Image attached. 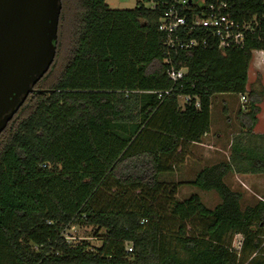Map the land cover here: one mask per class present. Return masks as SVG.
<instances>
[{"label":"trees","instance_id":"trees-1","mask_svg":"<svg viewBox=\"0 0 264 264\" xmlns=\"http://www.w3.org/2000/svg\"><path fill=\"white\" fill-rule=\"evenodd\" d=\"M151 1L160 0L131 9L77 0L63 69L50 77L57 38L51 67L0 132V264H264V200L243 209L224 181L264 174V133L252 131L260 75L246 89L252 52L264 50V1L233 0L237 19L256 14L260 22L242 47L220 50L208 38L176 51L165 46ZM64 12L62 5L58 31ZM165 58L186 67L178 84ZM218 93L249 97L227 160L188 181L160 180L209 131ZM182 95L190 99L180 105ZM181 185L213 191L220 202L208 208L196 193L179 200ZM71 224L96 227L102 244L69 242Z\"/></svg>","mask_w":264,"mask_h":264},{"label":"water","instance_id":"water-1","mask_svg":"<svg viewBox=\"0 0 264 264\" xmlns=\"http://www.w3.org/2000/svg\"><path fill=\"white\" fill-rule=\"evenodd\" d=\"M62 0H0V132L56 54Z\"/></svg>","mask_w":264,"mask_h":264},{"label":"rangeland","instance_id":"rangeland-1","mask_svg":"<svg viewBox=\"0 0 264 264\" xmlns=\"http://www.w3.org/2000/svg\"><path fill=\"white\" fill-rule=\"evenodd\" d=\"M77 0H63L62 5L65 8V17L61 22L60 31H58V40H59V58L54 67L53 73L50 77H54L55 73H59L61 69H63L67 57L69 55V49L72 47L71 42V14L74 10V6ZM139 1L141 0H105L106 4L111 9H131L133 8ZM259 76V75H258ZM49 77V78H50ZM257 78V76H256ZM255 75L253 77V65L250 68L249 72V80L251 81V86L253 87L255 84ZM255 79V80H254ZM254 80V81H253ZM261 81V77H260ZM262 82V81H261ZM263 84V82H262ZM45 85V84H44ZM250 86V87H251ZM238 96L230 95L228 105H219V99L213 97L212 105H211V116H210V128L214 129L218 126L224 127L228 123V119L231 122L232 126V135H226L223 140L217 141V143L225 150L226 145H229L232 137L238 133L241 129L240 122L233 112L238 108ZM183 98H179L180 105L183 104ZM226 106V107H225ZM225 109L227 114L225 113ZM238 115V114H237ZM230 124V123H228ZM263 122L259 124L260 131H264ZM228 127V126H227ZM220 156L225 155L222 152H219ZM229 154V152H228ZM227 160V159H226ZM207 160H196L193 157L192 151H188V156H185L183 162L179 164L176 169L171 173H164L159 176L160 180H163L167 183H178L183 181H188L194 178L193 170L195 168L199 169L201 165H203ZM199 171V170H198ZM197 171V172H198ZM196 172V173H197ZM195 173V174H196ZM230 174V173H229ZM253 177V176H251ZM250 177V178H251ZM257 178V177H256ZM259 179H244L237 178L231 179V176H227L224 178L225 183L235 191H238L241 194V207L244 209L248 205H254L258 200H264V175L258 176ZM182 180V181H178ZM232 189V190H233ZM196 193L200 196L201 201L208 208H213L218 202H220V197L213 191H203L194 186L181 185L178 188V192L176 194V198L182 200L189 195ZM261 197V199L259 198ZM102 232H98L96 227L91 225H83V224H71L64 230V237L71 243H77L81 240H85L89 244L90 249H94L99 247L102 244ZM242 237L241 235H235L233 237L232 246L235 249H239L241 245Z\"/></svg>","mask_w":264,"mask_h":264},{"label":"built area","instance_id":"built-area-1","mask_svg":"<svg viewBox=\"0 0 264 264\" xmlns=\"http://www.w3.org/2000/svg\"><path fill=\"white\" fill-rule=\"evenodd\" d=\"M146 6L151 9L160 8L157 28L166 36L165 46L175 51L205 46L208 38L216 41L220 50L242 47L246 32L260 28L256 14L243 19H237L233 15V0H160L151 1ZM164 62L171 65L166 71L169 80L173 84H178L187 72L186 67L175 68L170 58H165ZM170 91L171 89L163 93L168 94ZM156 93L159 97L162 94V92ZM180 97L183 98V103L190 99L189 96ZM240 98L246 101L245 95L241 94ZM198 104L196 100L195 106ZM128 250L130 251L131 248Z\"/></svg>","mask_w":264,"mask_h":264},{"label":"crops","instance_id":"crops-1","mask_svg":"<svg viewBox=\"0 0 264 264\" xmlns=\"http://www.w3.org/2000/svg\"><path fill=\"white\" fill-rule=\"evenodd\" d=\"M252 54H253L252 61H251L250 65H249V69H248V81H247V86H246L247 91L250 89V86L252 84L251 81L249 80V72H250V68H251L252 65H253V77L255 75V78H256L257 75H260L261 81L263 82V86H264V50H254L252 52ZM231 94L232 95H237L239 97L238 98V108L233 112L234 114H236L237 118H238L237 114H238L240 109L243 110V111L246 110L245 108H246L247 102L249 100V97H247L246 94H245L246 101H242L241 98H240V94L218 93V94L213 95L212 98H211L210 116H211V105H212L213 97L218 98L219 102H220L219 105L223 106V105H228L229 96ZM258 106L260 107V111L257 114L258 121H257V123L254 126L252 131L254 133H264V131H260L259 130L260 122L264 123V94H263L262 100L258 103ZM225 113L227 114L226 109H225ZM229 120H231V119L230 118L228 119V123H230V124L227 123L224 127L218 126V127H216L214 129V131H213V129L209 128V131L206 134L203 135V137H202L200 142L191 143V144H189L187 146V150L185 152L186 156H188V151L189 152L192 151L193 157L197 161L198 160H204V161L207 160V162H205L203 165H201V167L199 169L195 168V170H193V172H192L193 176L203 166L211 165V164H214V163L219 162V161H224V160H226L228 158L229 147H230L232 139L229 142L230 144L226 145L225 150L217 143V141L223 140L226 135H229V137H231L233 131L231 129L232 126H231V122ZM263 128H264V124H263ZM219 152H222L225 155V157L222 156V155L220 156ZM228 175L231 176V179H235V180L237 178L238 179L239 178H244V179H249V180L253 178V180H254V179H259L258 176L264 175V174H236V173H230ZM251 176H253V177H251ZM178 181H182V180H178ZM183 186H186V185H183ZM259 198L261 199L260 196H259ZM261 200H263V199H261Z\"/></svg>","mask_w":264,"mask_h":264}]
</instances>
